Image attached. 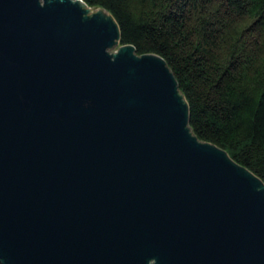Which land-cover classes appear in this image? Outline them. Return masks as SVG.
<instances>
[{
    "label": "water",
    "instance_id": "95a60500",
    "mask_svg": "<svg viewBox=\"0 0 264 264\" xmlns=\"http://www.w3.org/2000/svg\"><path fill=\"white\" fill-rule=\"evenodd\" d=\"M0 262L264 264V183L107 10L0 0Z\"/></svg>",
    "mask_w": 264,
    "mask_h": 264
},
{
    "label": "trees",
    "instance_id": "16d2710c",
    "mask_svg": "<svg viewBox=\"0 0 264 264\" xmlns=\"http://www.w3.org/2000/svg\"><path fill=\"white\" fill-rule=\"evenodd\" d=\"M83 1L114 17L120 44L165 60L193 134L264 183V0Z\"/></svg>",
    "mask_w": 264,
    "mask_h": 264
},
{
    "label": "rangeland",
    "instance_id": "374dc122",
    "mask_svg": "<svg viewBox=\"0 0 264 264\" xmlns=\"http://www.w3.org/2000/svg\"><path fill=\"white\" fill-rule=\"evenodd\" d=\"M115 49H117V46L112 47L111 49H109V51L112 52V50H115Z\"/></svg>",
    "mask_w": 264,
    "mask_h": 264
}]
</instances>
